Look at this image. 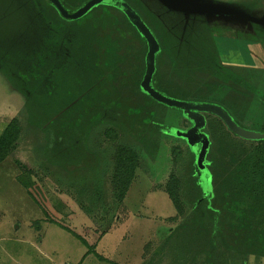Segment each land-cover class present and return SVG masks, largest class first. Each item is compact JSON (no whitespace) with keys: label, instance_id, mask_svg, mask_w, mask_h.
Masks as SVG:
<instances>
[{"label":"rangeland","instance_id":"rangeland-1","mask_svg":"<svg viewBox=\"0 0 264 264\" xmlns=\"http://www.w3.org/2000/svg\"><path fill=\"white\" fill-rule=\"evenodd\" d=\"M60 1L73 13L86 0ZM131 1L148 16L166 60L177 63L183 60L175 56L178 51H191L174 44L171 49L173 40L168 35L176 30L183 34L189 26L194 28V36L185 38L186 43H193V48L202 44L210 49L205 58L211 61L218 54L221 65L227 66L222 87L204 86L196 92L185 90L186 83L176 78L180 72L169 74L173 65L165 62L160 74L165 86L162 91H167H161L164 95L181 100L186 91L204 93L208 100H193L226 107L239 127L264 133V25L238 17L175 12L163 9L157 0ZM4 2L22 7L28 23L23 25L25 18L18 14H0L1 135L7 126H15L9 146L0 150V264H211L206 254L211 247L213 218L203 213L206 233L201 236L192 229L199 227L193 221L198 215L194 204L202 188L208 194L211 186L201 188L194 173L195 155L176 134L186 131L190 123L182 119L186 118L182 111L157 105L135 87L142 65L146 69L144 58L140 62L141 56L127 55L116 62L120 58L114 52L112 56L104 53L105 48L131 54L133 45L144 42L139 32L120 10L109 5H95L74 20L58 15L65 23L43 0H0L1 5ZM201 2L248 8L264 21V0ZM61 31L71 41L68 48L63 43L66 50L57 40ZM179 39L184 41L183 36ZM60 55L63 67L53 71L60 64ZM107 58L114 62L106 64ZM191 65L183 60L179 68L184 69L181 74L187 82L194 84L205 74ZM232 95L238 98L227 100L234 99ZM158 110L166 115H156ZM90 119L94 122H88ZM211 120V130L203 129L212 140L207 158L215 159L218 166L211 170V183L214 194L226 199L221 178L240 160L228 149L227 165L220 167L218 154L224 155L221 149L232 136L225 125ZM153 123L169 127L172 133H147L150 128L144 126ZM75 124L82 131L71 136ZM244 143L245 148L252 147L251 142ZM117 146L137 153V167L125 190L116 173ZM244 173H234L235 179H230L233 187L226 205L224 200H216L223 211L214 237L215 264H227L230 254H236V249L235 254L231 251L239 229L235 221H240L235 212L251 204L244 196L258 195L256 182L244 179ZM170 176L177 181L173 193L180 202L179 212L165 191ZM251 202L258 204L260 199ZM203 210L200 206L199 211ZM249 215L247 222L257 225L258 220ZM255 229L264 230V226ZM248 264H264V260L256 263L251 257Z\"/></svg>","mask_w":264,"mask_h":264},{"label":"trees","instance_id":"trees-1","mask_svg":"<svg viewBox=\"0 0 264 264\" xmlns=\"http://www.w3.org/2000/svg\"><path fill=\"white\" fill-rule=\"evenodd\" d=\"M43 1L46 2L48 4V6L51 5L53 7V9L55 10V7L48 0H43ZM88 1L89 0L84 1L77 9L82 7ZM128 1L130 2V4L127 1H125V2L132 9L135 10V12L140 16L141 20L150 29V31L152 32V34L154 35L156 40L160 43L155 30L151 26V22H149V20H148V16H144L143 14H141V12L138 10L136 5L133 4L131 0H128ZM59 2L61 3L60 0H59ZM11 3H12V0H11ZM61 5L63 6L62 3H61ZM163 9H164V6H163ZM56 11H54V12H56ZM57 13H58V11H57ZM0 14H2L1 16H5V17L6 16L15 17L18 14L20 16V18L21 17L23 19L25 18L24 21H21V23L23 25L28 23L27 13L24 11V9L22 7L19 8V7L15 6L14 3H13V5L5 3V2H4L3 5L0 4ZM58 15L61 16L59 13L57 14V16ZM59 16H58V18L62 22L66 23V21L61 19L62 16L61 17H59ZM0 22H1V20H0ZM37 22H39V21H37ZM6 24H9V23H6ZM9 25L11 26V24H9ZM188 27L189 26L186 27L185 33H183V34L180 33V32H176L177 30L173 34H168L171 37V40H173V42L170 45L171 49L173 48V44L176 47H182L183 50H185V48L186 49L190 48L191 51H188L189 53L178 51V53H176L175 56L183 58L184 62H186V64H187V66L192 63V65L196 66L197 69H199L198 70L199 72H202V74H205V75L198 76L197 79L194 81V84L188 83L187 81H189V80L184 78L183 74H181V73H184V69L179 68V65L183 62V60H180L177 63H174L173 61L171 62V60H166V57H164L162 51L159 48L158 52L155 55V70H154V73H153V76H152L151 86L156 91H158L160 94H162V95L165 94V93H162V92H167V91H162V87L165 88V86H164V84L162 82L160 74L163 71L162 66L164 65L165 62L168 63V61L170 63H172V65H173V67H171L173 70L170 68L171 70H168V72L172 71L174 75L177 72H180V73L176 74V78H181V80H183L186 83L185 90H191V91H196L197 92V91H199L200 88H202L204 86L205 87H209V88L213 87L216 90L218 87H222L224 85L222 80H223L224 76L227 77V74L224 73L223 71H224V69H226L225 67H227V66L223 65L224 66L223 67L221 65V62H220L221 60H220V57L218 56V54L217 55L215 54V56H212L211 61H210V58H205L204 54H209L210 49H207V47H204L202 44L196 46L195 48H193L192 47L193 45H191L193 43H191V42H190L191 44L190 43H186L188 40L186 41L185 38H188L189 35H191V37L194 36V28L191 27L192 28L191 29L189 27L190 28L189 29ZM51 28H52V30H54V32H56L55 28H53L52 25H51ZM180 28H183V26L181 25ZM54 32H52V36H55ZM59 33L60 34L57 37L59 39H57V40H59V41L61 40L62 49H65V48H63V43L64 42H66L65 45H66V48H68L69 47L68 43L71 42L70 39L67 41L66 37H65L66 34L62 35V31L59 32ZM180 36H183V38H184L183 42L178 41V40H180L179 39ZM68 38H69V36H67V39ZM141 41H143V40H141ZM8 42H10V40H8ZM75 44H77V43L75 42ZM77 46L80 47V44L79 45L77 44ZM160 47H161V45H160ZM58 48H60V47H57V50H58ZM132 48L133 49L131 50V54L125 52L122 55L119 52L117 53V51H111V49L110 50H106L105 48H104V53H106L107 56H112L111 52H114L113 55H115V57L120 58V59H116L115 60L116 62L117 61L120 62L121 59L124 58L123 56L126 57L127 55H133L132 56V58H133L134 56L138 55V56H141L140 62L144 58L143 59V63H144L145 56H146L147 49H148L146 41L144 40V42H142L140 44V46L139 45L138 46L133 45ZM80 50H81V47H80ZM9 52L12 55H14V50L10 49ZM79 54H80V51H79V53H76L77 56ZM62 55H64V54H62ZM62 55H60V58L57 60V62L60 63V64H55V69H53V71L57 70L59 66H62L61 65V64H63ZM110 62L113 63L114 60H111V59L107 58L106 64L110 63ZM89 63H91V62H89ZM175 65H176V67H175ZM104 66L105 65H102V67H104ZM110 67H113V66H110ZM161 68H162V70H161ZM107 69H109V68H107ZM190 70H191V68H190ZM109 71H111V68L109 69ZM139 72H140L139 73V77L136 78L137 80H139V82H138L137 85H135V87L140 92L145 94L152 102L156 103L157 105H161V107L165 106L163 104H160V103L154 101L149 95H147L146 93H144L141 90L140 81L142 80L143 74L145 72V69L143 68V65H142V68L140 69ZM169 74H172V73L169 72ZM189 74H190V72H189ZM178 75H180V76H178ZM53 77L55 78L56 74H54ZM211 78H213L211 81H214V83H215V84H213V86L209 85L210 82H211L209 80ZM220 82H222L223 85H220ZM170 86H171V88H174V86H172V85H170ZM213 94H215V93H213ZM213 94H211L210 97L214 98V96H212ZM75 95L78 96L79 93H77ZM164 96H166L168 98L170 97L171 99L176 100L174 97H171L169 94H166ZM206 96L207 95L204 94V93L192 94L191 92L189 93V92L186 91V92H183L182 95L180 96V97H183V99H181V98L180 99L182 101H185V102H187V101H197V100H193L194 98L197 97V98L201 99L199 101H202V100H208V98ZM232 96H234V95H232ZM202 98H205V99H202ZM236 98H238V97L234 96V99L233 98H228L227 100H229V99L235 100ZM181 100H179V101H181ZM165 107H167V106H165ZM170 108H172V107H170ZM174 109H176V108H174ZM224 109H227V108L225 107ZM177 110H179V109H177ZM179 111L181 112V110H179ZM156 115L164 116L166 114H165V111H159L158 110V114H156ZM207 115L209 117H206V115H205L206 124L204 126V129L206 127V129L208 128V130H211L210 129V125L212 124V120L211 119L217 120L222 125V127L224 126L223 122L219 118H217L214 114L211 115V113H207ZM210 117H213V118L210 119ZM182 119H187V116H186V118L182 117ZM92 120H94V119H92ZM215 120H214V123H215ZM88 122H92L93 123L94 121H91V119H90ZM149 123H151L150 120H149ZM11 125L7 126L5 128L3 134L0 136V150H5V148L7 146H9V144H10V142H11L13 136H14L12 134L14 132L13 130L15 129V126L13 124H11ZM83 126H84V124H83ZM89 126L90 125L88 124V127ZM144 127L150 128V130L147 131V133L152 132L155 135H157L156 133H158V132L167 133V134H168V132L172 133L171 129L169 127H165V126L161 125L160 123H153V124H150L149 126L145 125ZM80 128L81 127L79 125L75 124V127H73V129L70 131V134L72 133L71 136H75V134H77L78 131H82V130H78ZM242 128H245V127L243 126ZM225 131L228 132V134L230 136H232V137H231V140L230 139L228 140V142H224V149H221V152L224 155H222L221 153L218 154L220 167H221V165L222 166H226L227 165V160L226 159H227V156H228L227 153H229L228 149L230 150L231 155L232 156L234 155V157H236L240 161L238 160L239 162L237 164H235V165H233L232 167L229 168V170H230L229 174L224 175L221 178V182H222V184H224V186H221L222 193L228 195V196H226V199L223 198V197L221 199V198L218 197L219 196L218 194H216V193L214 194L215 191L212 188L211 181L209 182L210 185H211V187L209 186L210 187V189H209L210 193H208V194L204 193L203 192V188L201 186L202 195H201L200 198H198L196 200V202L194 204L195 205V209L198 212V215L193 220V221L197 222V225L199 227H193L192 229H193L194 233H196L197 235L200 234V236L202 235L203 232L206 233V227H205L206 225L203 222L204 221L203 219L205 217H204L203 213H205V215L206 214H209V216L211 215V218H213L212 234H211V237L209 238L211 247L207 251L206 256L210 260L211 264H215V262L213 260V257H214V254H215V250H216V244H215V238L214 237L217 236V234L219 233L220 212L223 211L222 210L223 207L220 208L221 210H219L220 206L218 205V203H216V200L217 201L218 200L219 201L224 200V202L222 204L226 205L225 200L228 202V198L230 197L229 196L230 195L229 188L233 187V186H231V184L229 185V183L231 182L230 179H232L234 177L233 176L234 173L235 174H240V173H243V171L246 172L244 174H247V175H246V177L244 179H250V180L256 182L255 189L258 192V195L255 198L260 199V202L258 204H256V203L254 204V202H251V201L253 199H255V198H251L249 195L244 196V199L248 203H251V204L243 206L241 208H238V210L235 212V214H237V216H240L239 223L237 221H235L236 224H238L237 227H239V229H236V231H235L236 235H235V238H233V240H232L233 246L230 245L229 243H227V244H228V246H232L234 248V249L231 250L232 252L236 249L235 250L236 254H235V251H234L235 255H231L230 254L229 262H227V264H248L251 257L255 260L256 263H258V262H261V261L264 260V230L256 231V229H255V228H259V227L264 226V140L253 141V140L242 139V138L238 137L237 135H234L231 132L227 131L226 127H225ZM143 134H145V132H143ZM234 139H238V140H234ZM247 141L251 142V144L250 143H248V144L251 145L252 147L245 148V145H244L245 143L244 142H247ZM209 143H210V145H212V140H209ZM221 145H223V144H221ZM117 147L118 148H117L116 154L114 155L115 156V160H116V173L118 174L117 175L118 178L121 180L120 181L122 183L121 186H124V190H125L127 186H130L131 180H132V178L134 176L135 168L137 167V153L134 152L133 150H130V149L128 150L127 147H124V148L119 147V146H117ZM2 157H3V152H0V158H2ZM213 158H216V156H214ZM206 161L208 162V168L210 170V173H211V170H212L213 167H215L216 169L218 168V166H217V164L215 162V159L214 160L213 159L212 160L206 159ZM194 166H195L194 169L197 170L196 164ZM191 168H192V164H191ZM212 175L213 174L211 173V180H212V177H213ZM234 179L235 178H233L232 180H234ZM168 180L169 181L167 182V185H166L167 187H166L165 191H166L168 197L170 198L172 204L174 205L175 211L179 212V210H180V207H179L180 202H179L178 198L175 196V194L173 193L174 185L177 184V181H176L175 177H173V176H170ZM124 190L121 191V192L124 193ZM245 194H249V193L247 192ZM216 205H218V206H216ZM200 206L202 207V209L204 207V210L201 211V212L199 211ZM249 214L253 215L252 219L255 218V219L258 220V224L257 225L256 224L250 225L247 222V220L250 219V215ZM237 218H239V217H237ZM172 220H174V219H172ZM201 225H203V226H201ZM179 226H181V225H179ZM235 244L237 245V247H236Z\"/></svg>","mask_w":264,"mask_h":264},{"label":"water","instance_id":"water-1","mask_svg":"<svg viewBox=\"0 0 264 264\" xmlns=\"http://www.w3.org/2000/svg\"><path fill=\"white\" fill-rule=\"evenodd\" d=\"M58 11V13L66 20H74L86 14L93 6L98 4L109 5L120 10L132 24L147 43L146 53V69L140 83L141 90L149 95L154 101L167 107H172L183 111L187 118L191 121L192 126L184 132H176L177 136L186 140L188 146L194 150L198 146L196 153V168L201 172L203 185L207 186L206 170L204 167V159L209 147V139L201 132L205 126V118L202 113H211L217 116L223 124L233 134L240 138L260 141L264 140V133H257L245 128L239 127L230 117V115L220 106L202 102H185L168 98L151 87V80L155 70V55L159 46L156 38L141 20L140 16L132 9L124 0H89L82 7L73 13L61 5L59 0H48ZM165 8L186 14L205 15L211 17H238L251 24H262V19L245 14L234 8L222 6L219 4L205 3L201 0H157Z\"/></svg>","mask_w":264,"mask_h":264},{"label":"flooded vegetation","instance_id":"flooded-vegetation-1","mask_svg":"<svg viewBox=\"0 0 264 264\" xmlns=\"http://www.w3.org/2000/svg\"><path fill=\"white\" fill-rule=\"evenodd\" d=\"M158 42V41H157ZM158 46H159V48H160V43L158 42ZM159 50V49H158ZM144 75V74H143ZM143 78V77H142ZM152 81V80H151ZM140 83H141V81H140ZM152 87V86H151ZM153 88V87H152ZM154 89V88H153ZM187 102H192V101H187ZM193 102H199V101H193ZM223 109H224V107L223 106H221ZM217 117V116H216ZM205 118V117H204ZM218 118V117H217ZM189 123H190V126L188 127V128H190L191 126H192V123H191V121L187 118L186 119ZM205 124H206V120H205ZM204 129V128H203ZM203 129L201 130V132H203ZM204 134H206V136L208 137V139H209V136H208V134L207 133H205V132H203ZM200 146H198L197 147V151H198V148H199ZM208 150H209V148L207 149V152H208ZM190 151H191V148H190ZM194 155H195V158H196V153H195V150H192L191 151ZM206 158H207V156H205V161H204V167H205V170H206V173H207V175H206V178H207V186H211L210 185V181H211V173H210V170H209V168H208V164H207V161H206ZM198 170H196L195 169V171H194V173L196 174V177L198 178V183H199V185L200 186H203V182H202V179H201V172H197Z\"/></svg>","mask_w":264,"mask_h":264},{"label":"crops","instance_id":"crops-1","mask_svg":"<svg viewBox=\"0 0 264 264\" xmlns=\"http://www.w3.org/2000/svg\"><path fill=\"white\" fill-rule=\"evenodd\" d=\"M219 5H222V4H219ZM222 6H224V5H222ZM238 6H243V5H238ZM232 8H234V7H232ZM238 8H239V7L234 8V9L239 10V11L245 13V14H249V15L254 16V17L256 16V15H254L253 13H249V12H248V10H249L248 8H247V9L245 8V10L238 9ZM255 13H256V12H255ZM256 14L258 15V13H256ZM255 18H257V17H255ZM251 29H252V28H251ZM3 129H4V128H3ZM0 135H1V133H0ZM210 146H211V145H210V143H209V147H208L209 150H208V152L210 151V148H211ZM208 152L206 153V156H207V157H208V155L210 154V153H208ZM206 159H208V158H206Z\"/></svg>","mask_w":264,"mask_h":264}]
</instances>
